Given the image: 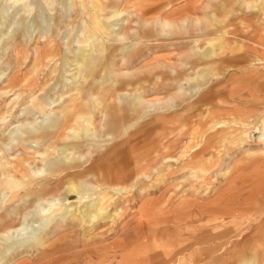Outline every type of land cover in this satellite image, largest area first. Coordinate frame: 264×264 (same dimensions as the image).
Listing matches in <instances>:
<instances>
[{
  "label": "rangeland",
  "instance_id": "1",
  "mask_svg": "<svg viewBox=\"0 0 264 264\" xmlns=\"http://www.w3.org/2000/svg\"><path fill=\"white\" fill-rule=\"evenodd\" d=\"M63 1L0 0L17 30L0 37V264H264V0H107L99 32L116 37L89 62L79 56L89 15ZM54 20L61 55L39 66ZM67 106L49 147L14 140ZM61 145L82 164L53 176ZM39 188L50 202L13 210ZM42 208L54 220L32 237L42 221L28 214ZM19 228L23 241L4 254V234Z\"/></svg>",
  "mask_w": 264,
  "mask_h": 264
},
{
  "label": "bare ground",
  "instance_id": "2",
  "mask_svg": "<svg viewBox=\"0 0 264 264\" xmlns=\"http://www.w3.org/2000/svg\"><path fill=\"white\" fill-rule=\"evenodd\" d=\"M88 1L90 3H92V8L90 11L88 10L89 8H87V6H86V0H81V3H80V13H82V14L87 13V15H89L88 18H90L91 24L94 27V30L86 28V30L84 31L85 37H84V40L82 42L83 46L80 49L81 53L79 56L85 62L93 61V59L95 57H100L102 55V51L107 49V47H110L113 44V39L116 37V34L110 33L111 29L109 28V25L107 23H105L104 29H105V31L110 33L112 36L101 37L100 36L101 34L99 32V30L101 31L102 29H101L99 22H98V15H100V13L104 11L107 0H88ZM62 4L71 13L73 11L76 13L77 7H79V5L76 4L75 0H70L69 3L67 2V0L66 1L64 0ZM122 13L123 12L115 10L116 15H122ZM2 19H3V17H0V37L1 38L5 37V35L9 34V32L13 33V35L11 37H13V36L16 37V34H17V30H15L16 28L14 29L15 31L12 30L14 27L13 25H15V24H13L14 22H12L10 25H5V24H3ZM72 29H73V32L75 33L76 28L74 27V25H72ZM59 31H60L59 22L57 20H54L52 23V26H50V32H49L50 36H49V39L47 40V42L45 43L44 50H42L41 48H39L37 50L36 61L38 62L39 66L46 64L47 59H52V58L55 59L57 57H60V55H61L60 54V45L59 44L54 45V41H52L56 37V33ZM15 37H14V39H15ZM11 41H8V43H11ZM15 43H16V41H15ZM52 44H53V46H52ZM71 45H72V42L68 38L67 43H66L67 48L70 49ZM13 47L15 48V52L17 53L18 56H20V55H21V57L23 56V62H22L23 64L22 65H25L29 59L27 50L24 48L20 49L18 47V45H16V44H14ZM3 52H4V49L1 47L0 48V56L3 54ZM54 59H52V60H54ZM78 61H79V59H78ZM80 62H82V61H80ZM80 83H81L80 79L78 81L75 79L74 85L78 88L77 91H79V89L81 88L80 86H78ZM83 84H84V82H83ZM61 102H62V100L60 102H54L53 101L51 104L60 106ZM69 106H70V104H69ZM69 106H67L65 109H63V111L59 114L57 119H51L50 122H48V123L38 125V127L41 126L40 129L33 130L32 127L27 126L23 130L24 132H21L19 134V136H17L16 139H14V140H16L17 143L19 145H21L25 151L33 152V153L39 152L41 150L39 148L49 147L54 142L57 134H58V138L64 136V127H65V119H64L65 117L64 116L66 115V112L70 111L71 107H69ZM28 118H29V116L25 115L26 121L29 120ZM76 125L77 126H75L72 130H77L80 127V123L76 122ZM105 130L111 131V129H109L108 126H105ZM115 132H117V131H115ZM96 134L94 132H90V136H92V137H97ZM0 141L2 142L1 139H0ZM31 144H36L39 146V148H37V150H34V147L30 146ZM73 147H76V146H73ZM70 150H77V148H70L68 145H61L55 149L54 153L56 155V159L54 162H52V164L49 167L51 174L53 176H55V175L59 176L66 171H71V170L75 171V170L79 169V167H80L79 164H82V161L80 159H74L73 156H71L72 153H69ZM11 164L13 165V169H12L13 172H16V173L20 172V175H22L25 178L30 177L27 175V170L22 165H19V164L15 165V164H13V162ZM3 170H5V173H9V174L11 173V171L9 170V168L6 167V165H4ZM76 173H73V174L68 173L69 175H66L65 178L68 179V178L73 177L74 175L77 176L78 174H76ZM33 183L34 182L31 180L29 182V184H26L25 186L30 188L32 186H35V185H33ZM19 186L20 185H16V186L12 187V185H11L9 187V190L13 191V192H11L12 197H13V195H15L14 190H16ZM81 189H80V187L73 186L72 183L68 182V193L80 194L83 191L82 190L80 192ZM51 196H53L51 188H46V189L39 188L37 191L34 190V192H32V193L27 192V194L24 196V199L22 201L24 203L23 208L22 209L13 208V210L17 211V212L19 211V213L21 215H24L30 209L32 204H35L36 202H38V203H42V205H43L45 202L51 201ZM105 197H106V195L104 194L103 199L101 200V203L99 204V206H101L103 210L108 209V207L110 206L107 203L108 201L105 199ZM6 199L7 198H4L3 201ZM74 206H75V204L71 205L70 208H74ZM89 209H91V210L93 209L92 212H94L96 209L95 204L94 203L91 204ZM44 211H45V208H42L41 214H39V215L35 212L28 214L33 219H35V218L37 219V217H40L41 218L40 221H42L41 225H39V226L34 225V228L36 229V231L33 233L32 237H35L37 235L38 230H40V232H42V231L44 232L46 227L54 220V219L51 220V222L50 221L49 222L44 221L43 220V218H44L43 212ZM57 217H59V216H57ZM57 217L55 219H57ZM72 217L76 218L77 213L76 212L72 213ZM24 229H25V227H24ZM24 229L19 228L16 230H10L7 234H4L5 238L9 239L10 241L12 240L11 245L7 246L4 249V254H8L13 248H15V246L19 242L21 243L23 241V239L21 238V234L26 231ZM13 240H16V241L13 242Z\"/></svg>",
  "mask_w": 264,
  "mask_h": 264
},
{
  "label": "crops",
  "instance_id": "3",
  "mask_svg": "<svg viewBox=\"0 0 264 264\" xmlns=\"http://www.w3.org/2000/svg\"><path fill=\"white\" fill-rule=\"evenodd\" d=\"M131 57H132V56H131ZM106 78H107V77H106ZM108 80L111 81L112 79H111V80H110L109 78L106 79V81H108ZM140 82H142V81H140ZM115 83H118V82H115ZM122 83H123V82H122ZM123 86L125 87L126 85L124 84Z\"/></svg>",
  "mask_w": 264,
  "mask_h": 264
}]
</instances>
